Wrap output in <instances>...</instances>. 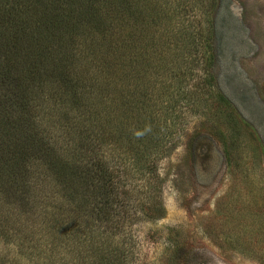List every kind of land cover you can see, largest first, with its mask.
Wrapping results in <instances>:
<instances>
[{
    "label": "rangeland",
    "instance_id": "obj_1",
    "mask_svg": "<svg viewBox=\"0 0 264 264\" xmlns=\"http://www.w3.org/2000/svg\"><path fill=\"white\" fill-rule=\"evenodd\" d=\"M124 1L115 5L130 12L128 25L121 16L111 54L106 16L113 12L102 5L103 33L76 13L39 43L42 65L25 58L15 79L33 99L37 153L55 156V140L66 154L78 140L102 141L91 160L118 176L107 184L113 203L104 226L119 225L108 239L109 264H264V0ZM27 5L0 0V46L17 41L18 54L35 43L31 33L22 40L20 22L42 20L33 7L15 15ZM133 56L138 72L128 76ZM56 68L69 73L62 85ZM1 82L0 95L15 90ZM117 129L131 143H120ZM141 132L159 139L148 173L130 161ZM56 191L40 181L22 214L0 210V264H105L101 244L90 242L99 236L88 233L91 214L78 219L76 201L69 212L75 230L55 242Z\"/></svg>",
    "mask_w": 264,
    "mask_h": 264
},
{
    "label": "trees",
    "instance_id": "obj_2",
    "mask_svg": "<svg viewBox=\"0 0 264 264\" xmlns=\"http://www.w3.org/2000/svg\"><path fill=\"white\" fill-rule=\"evenodd\" d=\"M21 1H25L26 4H31L32 6L27 5L20 12L15 13V15L19 17L18 13L23 14L24 11L33 7L39 12L42 20L35 19L28 22V24L20 22L16 28L19 29V35L22 40L26 39V37L30 38L29 34L31 33L30 43H35L30 50L23 48L19 54L15 52L14 47L17 41H9L6 42L5 46H0V80L11 82V85L15 87V90L10 89L11 94L0 95V210L5 207L17 215L22 214L25 211L23 207L28 205L27 196H30L32 188L36 187V184H39L40 181L43 184H54L55 190L57 189L56 195H58L55 196V242H59L63 233L67 234V231L75 230L76 223H73L75 221L71 219L69 212L73 210L71 207L76 201L78 202L76 205L80 210L78 219L91 214L89 217L92 222V228H90L88 233L91 232L95 235V231H98L99 236H90V242L93 245L94 243L97 244V246H99L98 243L101 244L103 247V251L99 249L101 263L109 264L106 260L109 255L113 254L111 251L113 244L108 239L118 235L119 225L110 228L104 226V223L110 224L108 212L111 211L110 203H113V200L109 197L111 192L108 190L112 185L108 187L107 184H114L118 176H113L112 168L108 167L106 163H101V160H98V158L96 162L93 159L91 160V153L95 151V148L97 150L100 149L102 141L96 139V143H93L91 146L88 137L83 143V140H78L75 144V149L70 145L72 151L66 154L64 146L58 140H55V156H46L45 154L49 150L46 153H37V149L41 148L42 141L41 136L37 132L40 130L39 124L29 117V109L31 108V101L33 99L28 96V92L26 91L28 87L25 88L23 82L15 78L19 76L18 73L24 68V60L29 54L38 61L39 66L42 65L37 48L41 47L39 43L44 44L43 42L47 41L45 36L50 34L51 29L55 28L56 30L61 28L62 24L70 22V19L73 16L75 17L76 13L84 15L87 23L93 25L94 30L99 27L100 31L105 26L102 5L111 6L107 13H110L111 10V13L113 12V14L106 16L108 21L107 26L115 32L111 33L114 37L106 42L107 50L111 54L119 42L116 37L118 32L121 31L119 18L121 16L124 17L125 25H128L127 20L129 18H126V16L130 12L121 13V10L119 11L116 8L117 5L115 4H118V2L120 8H123L122 6H125L122 5V2H125L124 0ZM29 25L34 27L31 30L32 32L26 31L25 33H20V30L24 29V26L27 28ZM16 29L12 37L18 35ZM100 33H103V31H100ZM58 39L57 35H55V42ZM44 49L46 48L43 47L42 50ZM131 51H133V48ZM46 54L51 62L58 59V52H46ZM34 58L33 62H35ZM134 60L133 56L126 62L125 68L128 76H133L134 73L138 72L137 65H134V62H136ZM72 62H69L67 67L71 66ZM67 76H69L67 69L63 71L55 69V79L58 80L57 85L65 83ZM1 81L0 83H2ZM128 95L129 97H133L131 93ZM118 131L121 138L117 139L120 143H131L133 137H130V134L123 136L124 130ZM158 144L157 133L151 137V135L148 136V132H141L135 146L130 148V161H132V165L137 166L139 173L143 171H146V173L152 172L151 167L147 166V161L151 157V151ZM91 198L93 202H91ZM57 218H60L61 221L58 222ZM0 227H3L1 222ZM1 231L3 235L9 237V230L5 231L1 228ZM105 247L109 249L106 256L103 253ZM110 264L121 263L114 261Z\"/></svg>",
    "mask_w": 264,
    "mask_h": 264
}]
</instances>
